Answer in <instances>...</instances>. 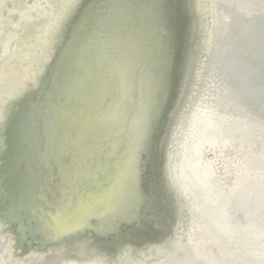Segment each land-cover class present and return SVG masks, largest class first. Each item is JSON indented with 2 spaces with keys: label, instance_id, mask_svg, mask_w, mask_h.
<instances>
[{
  "label": "water",
  "instance_id": "obj_1",
  "mask_svg": "<svg viewBox=\"0 0 264 264\" xmlns=\"http://www.w3.org/2000/svg\"><path fill=\"white\" fill-rule=\"evenodd\" d=\"M18 1H21L23 5L17 4L15 0H0V77L9 78V88L11 91L16 92L24 91V87L29 84L27 79L29 67L35 62L41 61L42 56L48 60L50 59L48 68L58 55H64L67 61H75L76 49L73 51L68 43L69 39L70 41L74 40L73 43L71 41L73 48L78 49V43L82 36V34H79V28L83 24H79L78 27L73 29L68 27L69 21L75 19L76 6L82 0H41L45 6H41L39 3L31 6L32 2L30 1L33 0ZM148 1L151 3V0H142V3L146 4ZM209 1L210 3L207 5ZM90 2L98 5L96 15L90 21H92L93 29L101 34L100 38L97 34L99 39L95 33L88 34L90 37L89 43L92 44L95 41L99 44L108 42L107 39H110V33H112V40H120L122 43L120 47H116L117 50H115L114 56L117 57V62L115 61L113 65H117L120 60L124 62V65L132 63L137 65L135 89L133 93H130L129 100L125 102L128 111L125 115L114 113L116 119L121 122L127 119L131 125L142 105L146 103L149 93V75L143 79L141 78L139 83L137 76L140 70L149 62L153 61L155 63L156 58L152 51L144 47H138V43H133L130 36L123 33L117 34L115 29L123 26L127 27V25L147 24V8L141 5L138 16H134L133 19L127 20L125 23L116 22L113 25L108 23L106 11L104 10V5L109 0H90ZM173 2L179 6V11L184 20L183 33L194 36L193 41L197 44L196 46L188 45L187 51L182 53L184 64L182 76L186 77L191 67L195 70L200 56H205V60L209 61L204 73L209 77L208 84L207 82L205 84L208 86L206 95L210 100L209 104L212 106L211 119L216 120L219 116L235 119L239 126L238 130L243 133V142L247 145L245 155L246 171H242L237 176L235 184H229L226 180L220 183L219 177L213 171L214 169L208 173L203 171L194 175L191 172L192 162L186 159L182 163L180 171L185 179L182 182L184 185L183 202L186 203L190 219L195 221L199 216L198 218L202 221L201 224H195V228L191 231V240L184 245H181L175 236L174 222L176 219L172 216L170 210H167V219L157 212V217L154 220V224L163 220L166 226L161 224V227L154 228L151 233L144 234L136 223L129 225L130 228L128 229L119 225L113 230L114 233H102V221H96L90 228L83 230L70 242L56 244L58 250L33 251L24 256L20 254L18 257L23 258H20L14 264H70L68 263L70 261V251L73 248H82L79 256L84 258L94 252L107 253L116 247L122 248L123 245L128 246L127 250L121 251L120 255L115 256L114 261L119 258L126 260L133 257V255L141 258L152 254L165 253L170 254V259L166 261V264H262L264 262V210L260 208L261 204L264 203V163L256 162V159H261L264 162V108H262L259 99L262 40H264V36H262V30H264V0H173ZM55 4L59 5L57 8H61L60 14H53L49 10L47 12L46 9L56 6ZM207 7L219 16V18H215L210 27H205L203 22L206 16H210ZM20 9L21 11H19ZM49 13L53 18L58 15L54 27H52L54 20L50 17L42 22L43 24L36 22L33 34L24 33L25 27L21 23V20H23L21 17L28 15L33 18L43 14L46 18ZM98 22H101V24L98 25ZM44 23L46 24L44 25ZM100 30L103 31L100 32ZM13 31H18L20 34L17 35ZM73 32L78 34L75 39H73ZM202 36H209L212 40L213 46L210 49L206 45L203 49L198 47V38ZM53 46L55 48L54 54L52 53ZM199 51H201V54H199ZM50 55H53V57ZM114 56L108 57L107 60H113ZM118 69L120 71L119 67ZM250 73L255 75V84L249 83ZM35 82L36 78L31 83L37 88H34V91L30 94L37 93L42 83L40 82L37 86ZM179 94L182 96L181 103L185 105L189 100V96L181 91ZM26 96H29V93L24 94L23 98ZM36 103H41L39 97L36 98ZM24 106L26 105L23 104ZM70 107L69 110H71ZM61 111L67 112L69 115L66 121L64 119L60 120V124H66V127H59L58 132L61 134L66 133L73 141L88 135L87 129L82 127L84 118L74 120L73 117L76 115V111L70 112L64 108ZM176 117L174 121L179 123L180 118H182V111ZM28 123L31 131L26 126ZM21 125L25 127L21 136L22 143L24 145L33 144L32 130L35 129L37 130L35 135L39 136V147L34 142L33 148L32 146H24L21 154L23 146H20L21 151L18 153L12 152L10 160L17 167H21L17 169V173H20V175L23 170L25 174L31 173L36 176L41 167L47 165V152L46 149H42L41 142L51 129L40 114L39 108L33 114L27 107L25 117H20L19 122L16 124L19 134L22 129ZM205 127L207 130L204 131V134H208L209 129L213 130L212 136L209 135L208 137L211 141H215L217 146L220 143L229 145L235 140L233 135L235 129L230 126L222 127L214 123L213 126L206 125ZM38 131L39 133L41 131V133L39 134ZM157 139L156 148H160V142V146H167L170 153L174 150L172 139H168V143L165 145L164 139L162 143L159 137ZM230 148L232 149L231 145ZM229 151L230 149L227 146H223L222 149L218 150L219 155L223 157L228 155ZM234 152L239 153L240 148H236ZM40 153L42 156H40ZM196 154L197 157H200L202 154L201 149ZM37 158L38 160H36ZM144 159L148 163L150 171V167H153V164L151 165L153 160L151 153H146ZM20 160L21 164L19 166L18 161ZM160 160L162 159L159 158V152H157V159L155 158L157 165H159ZM33 165H35L34 168ZM229 169L233 170L231 166ZM227 174L229 175L230 172L228 171ZM109 178L111 179V177ZM159 178L160 174L155 173L153 175L152 183L149 184L148 191L145 192L146 201L154 195L156 189L153 188V184L160 186L161 181ZM2 185L5 184L2 183ZM29 194L30 198L32 193ZM232 198H240L243 203L245 202L248 205L247 215L254 221V225L244 243L245 246H242V242L236 241V236L233 239L231 236L225 237V234H223V230L229 228L235 216L232 208L226 204L227 209L226 207L222 208L223 211L215 216V213L213 214L209 210L211 204L217 207L222 201L221 204L226 206L223 201L228 202ZM19 201H24V199H18L16 204L11 201V205L8 204L16 209L13 216L16 219H19L17 211ZM25 215H27V212H25ZM208 216L212 217L207 220V225L203 221ZM15 224L18 226L17 223ZM15 229L19 232L17 228ZM8 234V232L3 234L0 231V264H10V256L14 253V249L11 247L14 243L9 241ZM102 234H106V236L104 237ZM113 235L116 236L112 242L111 237H114ZM119 235L121 236L118 239ZM28 245L26 243L23 246L22 243L20 249H31L32 246L28 247ZM71 252H76V250ZM105 262L109 264L111 261L105 260Z\"/></svg>",
  "mask_w": 264,
  "mask_h": 264
},
{
  "label": "snow or ice",
  "instance_id": "obj_2",
  "mask_svg": "<svg viewBox=\"0 0 264 264\" xmlns=\"http://www.w3.org/2000/svg\"><path fill=\"white\" fill-rule=\"evenodd\" d=\"M76 7L69 29L91 20L98 5L82 0ZM145 7L149 31L156 37L157 58L148 77L147 101L131 125L127 119L122 122L116 119L114 113L125 115L128 111L125 102L135 89L137 65L134 63L122 66L120 75L111 68L101 67L95 74L81 77L74 62L58 55L38 92L18 102L33 114L39 108L51 129L41 142L47 152V165L36 176L28 173L19 180L32 195L19 201V219L13 217L22 236L27 225H32L33 234L38 237L36 243L41 247L70 242L96 221L113 225L121 220L136 223L148 234L162 226L154 224L156 218L150 213L158 212L167 219L165 203L159 208L155 204L145 208V192L154 173L149 171L144 157L155 152L156 139L168 122L169 111L174 113V106H178L176 97L184 68V20L173 0H151ZM249 75V83L255 84L254 73ZM259 84V99L264 108V40ZM70 98L76 104L73 119L84 118L82 127L88 131L87 136L75 141L57 131L66 127L60 120L66 121L69 113L61 109ZM151 163L155 167L154 155ZM157 187L153 184L154 189ZM8 199L16 204L19 198L10 194Z\"/></svg>",
  "mask_w": 264,
  "mask_h": 264
},
{
  "label": "bare ground",
  "instance_id": "obj_3",
  "mask_svg": "<svg viewBox=\"0 0 264 264\" xmlns=\"http://www.w3.org/2000/svg\"><path fill=\"white\" fill-rule=\"evenodd\" d=\"M112 1L113 0H109V2L105 3L104 5V10L106 11V19L108 23L112 24L116 22L125 23L127 20L133 19L134 16H138L141 5L146 6L150 4L149 1L148 3L144 4L142 3V0H114L113 2ZM15 2L19 5L21 4V1L15 0ZM30 2H32L31 6L38 3L41 6H45V4L42 3L41 0H33ZM209 3L210 1L207 3V5H209ZM57 6L59 5L53 6L52 8H48L46 10L47 12L48 10L49 12L51 11L53 14H60L61 8H57ZM56 8L57 10L53 11V9ZM19 11H21V9ZM208 11V14L210 16H206V18L203 20L205 27H210L211 24L215 21V18H219V16L216 15L217 13L215 11H211L207 7V12ZM50 17L53 18L50 13L46 18L43 14L35 16L33 18L28 15L21 17L23 19L21 20V23L25 27L24 33L26 32L28 35L33 34L34 27L37 24L36 22L42 23ZM57 19L58 15L53 18L54 21L52 27L55 26L54 24L56 23ZM45 24L46 23H44V25ZM100 24L101 22H98V25ZM102 31L103 30H100V32ZM115 32L117 34L123 33L124 35L126 34L130 36V39L133 43H138V47H144L145 49L152 51V54H154L155 58H157L155 46L156 37L150 33L147 24H136L134 26L127 25V27L123 26L122 28H116ZM14 33L17 35L20 34L18 31ZM91 33H95L96 37L98 34L100 38L101 33H98L96 30L93 29L92 21L89 20L87 22H83L82 27L79 28V34H82V36L78 43V49L73 48L74 46L72 45V43L74 40H71V43L69 39V46L72 47L73 51L76 49L75 53L77 52V56L74 63L77 65L76 70L79 75L83 77L89 75L90 73L95 74L101 67L105 69L111 68L116 75H120L121 68L122 66H124V62L120 60L117 65L114 66L113 64L115 63L117 58L114 56L115 50H117L116 47H120L122 45L121 41H113L112 33H110L111 37L110 39H107L108 42L99 44L97 43V41H91L92 44H90V37L88 34ZM77 35L78 34L76 32L75 35H73V39H75ZM183 37L184 38L182 53L187 51L186 49H188V45H197L193 41L194 36H190L189 34L183 33ZM204 45H206L208 49L213 46L212 40L209 36H202L201 38H198V47L200 49H203ZM52 53H55L54 46L52 48ZM199 54H201V51H199ZM50 56L53 57V55ZM111 56H114L113 60H107V58H110ZM44 58L45 57L42 56L41 61H37L29 67L27 71V79L29 81V84L24 87V91H11L9 88V78L4 79L5 76L0 77V171H2L0 174V231L3 232V234L8 232L9 241H12L14 243L13 245H11L12 249H14V253H12V255L10 256V264H14V262L18 261L20 258H23L18 257L20 254L24 256L28 255L29 252L33 251L44 252L47 251V249H49V251H51L52 249L58 250V246L54 243H48L47 247H41V244L36 243L38 237L33 234L32 225H28V230L23 234V236L16 231L15 228L19 229V227L12 221V217L14 216V212L16 211V209L9 206L11 204L10 200L8 199L10 194L18 197L21 200H25V197H29L30 195V192L27 191L24 187H22L19 183V180L26 175L25 172L22 170L21 175L20 173H17V169H20L21 167H17L14 162L10 160V156L12 152L18 153L19 151H21L20 146H23L21 154L24 150V146L30 147L34 144V142L39 147V136L35 135L37 130H32L33 144L24 145L21 141V136L25 127L21 125L22 129L21 133L19 134L16 128V124L19 122L20 117H25L27 113V107H23V103L18 102L23 101L24 94H30L32 91H34V88H37L36 86L32 85L31 81L36 78L35 85L38 86L39 83L42 82L45 77L48 76V63L50 59L48 60L47 58H45L44 60ZM208 62L209 61L205 60V56H200L199 62L196 64L195 70H193V67H191L187 76H182L180 90L178 91L176 97L178 106H174V113L172 110L169 111L168 122L164 124L161 128L160 134L158 136L161 143L164 139L163 141L165 145L168 143V139H172L171 141L174 143V150L170 153L167 146L161 147L159 142L160 148L157 147L155 149V152L151 153V158H153L154 155L157 159V152H159V158L162 159L159 161V165L156 164L155 167H150L151 173H154V175L155 173L160 174L159 179L161 181V184L160 186H158L159 188L155 190L154 195L150 196L149 199L146 201L145 208L148 209L153 204H155V206L159 208V205L161 203L166 204L167 210H170L172 216L176 219L174 222L176 229L175 236L177 237L181 245H184L191 240V231L193 228H195V224H201L202 222L201 219L198 218L199 216L196 218L195 221H192L190 219L186 203L183 202L184 196L182 192L184 189V185L182 184V182H184L185 179L183 175H181L180 171V166L182 165V163L186 159H189V161L192 162L191 172H193L194 175H196V173L198 172L200 173L203 171L208 173L210 170L214 169L213 171H215L217 176L219 177L220 183L226 180V182H228L229 184H235L237 176H239L242 171H246L247 169V164L245 160L247 145H245V143L243 142V133L238 130L239 126L235 122V119H231L227 116H219L218 118H216V120L211 119L212 116L210 114H213L211 112L212 106L209 104L210 100L206 95L209 77L204 73ZM153 64V61H151L140 70L137 76L138 83L141 78L143 79L150 75ZM118 67L120 68V71ZM206 82L207 84H205ZM180 91L183 94L186 93L185 95L189 96V100L185 105L181 103L182 96L181 94H179ZM71 100L72 99L70 98L69 101L63 105V108L70 112L76 111V104L74 100ZM69 107L71 108V110H69ZM180 111H182V118H180L179 123H176L174 120L176 115L180 113ZM3 112L4 115L2 116ZM214 123L219 124L222 127L230 126L234 128V142L232 141L229 145L220 143L217 146V144H215V141H211L208 136L212 134L213 130L209 129L208 134H204V131L207 130L205 127L206 125L213 126ZM26 126H28V130L31 131L30 124L28 123V125ZM157 141L159 140L157 139ZM230 145L232 146V149L230 148ZM223 146H227L230 149L228 155H226L225 157L220 156L218 152V150L222 149ZM236 148H240L239 153L234 152ZM157 149L160 150L158 151ZM199 149H201L202 154L200 157H197L196 153H198ZM161 152L162 154H160ZM40 156H42V154ZM36 160H38V158ZM18 162L20 166L21 160ZM256 162L264 163L261 159H256ZM230 166L233 168L232 171L231 169H229ZM228 171L230 172L229 175L227 174ZM108 179L110 180L109 177ZM2 183L5 185H2ZM221 202L222 201H220V204H218L217 207L211 204L209 206V210L213 212V214L215 213V216L220 211H223L222 208L226 207L227 209L228 206L226 204H228L229 207L232 208V211L234 212L235 216L233 218L232 223L229 225V228L223 230V234H225V237L231 236V238L233 239L236 236V241L242 242V246H245L244 243L247 240V235L250 233L251 228L254 225V221L247 215L248 205L245 204V202L243 203L242 199L240 198H232L228 202H225L224 200L223 202L226 206L221 204ZM260 208L264 210V203L261 204ZM150 214L155 216V218L157 217V213ZM211 217L212 216H208V218L205 219L206 221L204 220L203 223L207 224V220L211 219ZM157 223L166 226V224L163 223V220ZM131 224L132 223H127L123 220L117 221L115 225H113L111 222H102L101 226L103 229L101 232L108 234L109 232L114 233L115 231L113 230H115L119 225H122L124 228L128 229L130 228L129 225ZM102 235L104 237L106 236V234ZM113 236L114 237H111L112 242L115 240L116 235ZM120 236L121 235L118 236V239L120 238ZM41 242L43 243V241ZM22 243L23 246L28 243V247L32 246L31 249H20V245ZM127 248V245H123L122 248L116 247L115 249L107 253L94 252L84 258H81V256H79L82 248H73L71 251L76 250V252L70 251L71 255L70 261L68 263L107 264L105 260H108L111 261L109 262V264H166V261L170 259V254L167 255L165 253H157L149 256H143L141 258L135 257L136 255H133V257L126 260L119 258L118 260L114 261L115 256H117L118 254L120 255L121 251H125L127 250Z\"/></svg>",
  "mask_w": 264,
  "mask_h": 264
}]
</instances>
